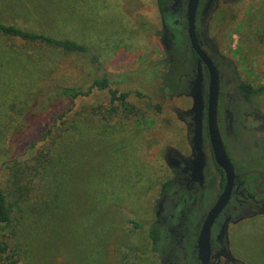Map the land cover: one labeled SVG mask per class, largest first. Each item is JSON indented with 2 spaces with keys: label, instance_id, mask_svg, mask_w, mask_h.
Here are the masks:
<instances>
[{
  "label": "rangeland",
  "instance_id": "1",
  "mask_svg": "<svg viewBox=\"0 0 264 264\" xmlns=\"http://www.w3.org/2000/svg\"><path fill=\"white\" fill-rule=\"evenodd\" d=\"M171 1L161 11L158 0H0L1 21L82 43L100 61L87 70L84 57L0 34V152L26 140L22 152L71 105L51 104L49 93L87 87L89 72L109 77L111 88L144 95L143 111L112 113L93 91L42 151L0 171L12 204L0 238L18 264H196L195 231L222 178L207 161L186 184L178 164L186 160L207 76L202 67L195 71L185 0ZM203 18L198 36L222 78L219 130L227 153L240 167L264 170V94L251 105L235 98L239 82L264 85V0H215ZM184 73L189 77L177 80ZM228 105L237 120L231 125ZM227 215L226 207L212 232ZM128 218L144 227L133 228ZM151 225L160 230L155 245ZM238 227L237 249L264 264V215Z\"/></svg>",
  "mask_w": 264,
  "mask_h": 264
},
{
  "label": "trees",
  "instance_id": "2",
  "mask_svg": "<svg viewBox=\"0 0 264 264\" xmlns=\"http://www.w3.org/2000/svg\"><path fill=\"white\" fill-rule=\"evenodd\" d=\"M165 1L166 0H158V6L161 10L165 9ZM210 8L207 7V3L201 7V14L203 17L209 12ZM201 17V21L203 20ZM200 22H197L196 29H199ZM0 34L4 36L18 38L28 42H36L46 46H51L53 48H57L62 50L65 53H70L76 55L78 57H84L86 61L82 62L84 68L89 70L90 65H100L99 57L97 54L92 52L87 46L77 41L67 39V38H59L54 35L41 32L34 31L31 29L24 28L15 23H7L0 20ZM194 54V53H193ZM195 71L197 73V68L195 67ZM198 74V73H197ZM88 81L87 87H82L79 85L72 86H64L61 88H56L46 97L48 102L51 104L54 102L63 103L70 102L71 105L65 111L59 112L53 117L52 123L47 127V129L39 130V134L37 136H32L29 139V145L25 146L22 152H17L23 145H25L26 140H21L18 143H15V149L11 146L6 150L0 152V171L4 170L5 174L11 170L12 166L21 161L24 157L31 155L32 153H36L37 151H42L44 144L53 138L54 133H59V128L65 118L69 115V113L76 106L80 105L85 100H89L92 97V92L95 91L98 94H103L105 102L99 104V107H105L112 113H116L119 110H123L127 113H134L136 109H140L143 111V104L140 103V99L144 97L139 91L128 92L121 91L118 88L110 87V79L106 75L100 78H94L91 75V72L87 74ZM190 73H184L180 75L179 78L189 77ZM193 76V74H192ZM175 86V85H174ZM175 91V90H174ZM264 94V85H260L258 87H253L246 83H240L238 86V95L241 99L250 101L254 95ZM199 110H201V101L202 98L198 96ZM155 108L157 110H161L160 105L156 104ZM35 137V138H34ZM21 142V143H20ZM43 144V145H42ZM34 148H37L36 150ZM34 150V151H30ZM27 151L29 154L25 153ZM1 177V176H0ZM2 178L0 179V226L7 225L11 221V213H12V204L8 199L5 184L1 183ZM172 181L168 180L162 185V192H168L171 187ZM18 187V186H17ZM128 223L132 224L133 228H142L144 224L138 223L130 218L127 219ZM148 235L151 238V242L153 245L159 239L160 230L156 225L147 226ZM20 262L19 256L13 251L10 247L9 242L5 238H0V264H18Z\"/></svg>",
  "mask_w": 264,
  "mask_h": 264
},
{
  "label": "flooded vegetation",
  "instance_id": "3",
  "mask_svg": "<svg viewBox=\"0 0 264 264\" xmlns=\"http://www.w3.org/2000/svg\"><path fill=\"white\" fill-rule=\"evenodd\" d=\"M168 1H171V0L165 1L164 11H166V8H167L166 3ZM172 1H175L177 3L179 0H172ZM201 1L202 0L199 1V5L197 8L196 26H198L197 22L201 21V17H202L201 7L207 3V2L202 3ZM186 4L187 2L185 0V18H186ZM170 5L172 6L173 4H170ZM179 10L180 9L177 8L176 12H179ZM196 32H197L199 43L203 47L202 41L201 39H199V36H198V33L201 32V26L199 27V29H196ZM172 36H173L172 33L168 35L169 42ZM208 55L211 57L210 54ZM193 57L195 59V67L197 68L198 57L195 55V53L193 54ZM211 59L213 60L212 57ZM201 67L205 69V73L207 76V88H208L207 69L205 68L203 64ZM197 73H198V70H197ZM200 74L198 73L197 75H200ZM219 75H220V93H219V99H218L217 122H218V127L220 129V122H221L220 121V112H221L220 97H221V94L224 92L221 90L222 78H221L220 72H219ZM240 83H245V82H239L237 85V90H236L237 92L235 96L236 102L238 103L242 102V103H245L246 105H251L253 103V100H252L253 97L249 102L239 97L238 86ZM206 101H207V89L205 92L204 99L201 101L202 103L201 110H199V106H198L197 111H195L191 115V119L193 120V127H191V130L193 132L191 134L189 133V136H188L190 145H189V149H186V160H182V161L179 160L178 164H180V168L182 171H186V184H187L190 178L191 179L195 178L199 170H202L203 166L205 167V164L207 161H210V162L213 161L214 166L218 169V171L220 172L221 178H222V184L219 190V194H220L223 189L224 183H225V176H224L223 170L215 163L213 152L211 149V144L209 141V136H208V131H207ZM224 112L229 122V125H231L233 121L235 122L237 121L233 116L234 111L232 110L231 105H228L227 107H225ZM199 127H200V132H198ZM221 137H222L224 146H226L225 148L227 149V144L223 136ZM263 158L264 156L262 155L259 161H263ZM234 163L233 165L235 167V172L239 175L234 180V185H233L232 192H231L228 203L223 208V210L218 214L212 226L215 224V222H217L219 216L222 214V212L224 211L226 207H227L228 213H231V215H227L225 218H222L213 232H212V226L210 228L209 264H253L251 260H249L247 255L243 254L242 248L237 249L238 246L234 243V237L238 231L239 224L245 222V220L252 221L253 219L257 217L264 215V170H261L257 167L244 168V167H240L236 163L235 165ZM219 194L217 195V197L219 196ZM206 214L204 215L199 225L197 226V229L195 231V239L192 242V248L196 252V257H195V260L197 261L196 264H200V260L198 259L197 240H198V235H199L201 225L203 223V220L206 217Z\"/></svg>",
  "mask_w": 264,
  "mask_h": 264
},
{
  "label": "water",
  "instance_id": "4",
  "mask_svg": "<svg viewBox=\"0 0 264 264\" xmlns=\"http://www.w3.org/2000/svg\"><path fill=\"white\" fill-rule=\"evenodd\" d=\"M200 0H187L186 4V23L187 35L190 47L198 57L197 70L200 74L202 64L207 69L208 73V88L206 101V121L209 141L213 152L215 163L223 170L225 183L219 196L214 204L208 210L205 219L201 225L198 240L197 250L200 264H209L210 257V228L223 210L230 199L235 178L239 175L235 172V167L227 154L224 146L221 133L217 122L218 99L220 93V75L207 51L199 43L196 32V13ZM215 0H208L207 7L210 8ZM198 132H200V127Z\"/></svg>",
  "mask_w": 264,
  "mask_h": 264
}]
</instances>
